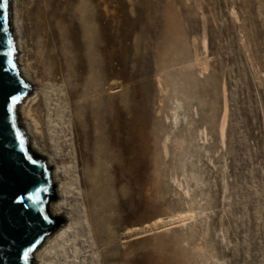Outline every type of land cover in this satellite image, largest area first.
I'll return each mask as SVG.
<instances>
[{
    "label": "rangeland",
    "instance_id": "rangeland-1",
    "mask_svg": "<svg viewBox=\"0 0 264 264\" xmlns=\"http://www.w3.org/2000/svg\"><path fill=\"white\" fill-rule=\"evenodd\" d=\"M78 3L90 12L96 59L101 56L100 26H106L110 56L105 87L117 102L110 110L123 111L129 124L119 134L136 150L124 154L134 158L136 171L116 184V151L103 140L109 159L103 162L106 199L96 241L87 230L73 164L67 165V182L74 184L75 193L71 204L82 208V216L79 221L62 216L64 229L78 225L66 235L70 260L65 263L101 264L106 254L108 264H129L134 251L137 264H264V0ZM196 58L200 61L194 66L187 62ZM174 97L178 112L185 113L176 127L166 120ZM134 119L138 128L133 130ZM68 125L65 138L54 140L66 145V151L58 149L64 158H73ZM202 126L208 134L205 145L196 132ZM195 144L207 148L206 153L203 148L195 152ZM189 208L195 216L187 224L166 225ZM43 254L49 261L54 257Z\"/></svg>",
    "mask_w": 264,
    "mask_h": 264
},
{
    "label": "bare ground",
    "instance_id": "bare-ground-1",
    "mask_svg": "<svg viewBox=\"0 0 264 264\" xmlns=\"http://www.w3.org/2000/svg\"><path fill=\"white\" fill-rule=\"evenodd\" d=\"M78 2L79 0H31L27 6L25 0H11L10 24L15 34L18 70L33 89L32 94L19 106L20 120L30 138V147L44 156L47 165L51 167L52 180L57 183V199L49 203V212L55 216L67 214L66 218L72 216L78 221L81 218L82 208L78 211L71 204L70 197L74 198L75 194L74 184L67 182L70 172L67 165L73 164L78 195L81 196V204L85 208L84 219L88 222L87 230L92 236H96L97 241L102 234L97 221L105 210L103 202L106 199L104 190L107 170L103 162L109 159L102 144L109 140L111 147L116 151L112 163L116 184L126 175L134 176V158H126L124 154L130 155L136 150L119 134L129 127L122 119L123 111L110 110L111 104L117 102L108 97L105 87L110 56L106 53V26H100L101 42L97 44V50L101 56L96 59L92 52L90 12L86 4L81 7ZM203 46L207 48L205 39ZM199 61L198 58L187 60L192 62V66ZM118 65L122 66L120 59ZM114 74L119 76L121 73ZM178 101L177 97L172 99V106L169 108L171 116H166V120H171L172 127H176L178 119L185 115L184 112H178L181 109ZM66 124H69L68 133L71 135L74 159L70 156L64 158L58 149L64 148L66 151V145L60 143L57 146L54 140V137L58 142L65 138ZM224 125L225 122H221L218 126L219 141L222 145ZM130 126L133 130L138 128L136 119L130 122ZM196 132L201 136L202 145L207 144L208 134L203 126L198 127ZM194 141L195 139H191L189 142ZM199 146L195 144L192 148L197 153L203 148L206 153L207 148ZM164 151L167 154L166 144ZM215 153L214 150L213 154ZM188 154L189 151L183 149V155ZM207 160L214 165L213 157ZM184 169L185 165L182 164L181 170ZM194 216L195 211L189 208L185 214L177 216L176 222L166 225H185ZM159 222L160 220H157L153 225L156 226ZM77 226V223L71 224L68 229L60 226L45 238L34 253L35 264H67L65 262L70 260V256L66 249V235L69 230L74 232ZM47 246L48 249L44 250ZM57 249L60 250L59 253ZM44 252L48 256L54 254L53 259H46ZM103 252L106 253V249ZM131 254L126 261L129 264H137V253L132 251ZM110 260L104 254L101 264H108Z\"/></svg>",
    "mask_w": 264,
    "mask_h": 264
},
{
    "label": "water",
    "instance_id": "water-1",
    "mask_svg": "<svg viewBox=\"0 0 264 264\" xmlns=\"http://www.w3.org/2000/svg\"><path fill=\"white\" fill-rule=\"evenodd\" d=\"M10 11L11 0H0V264H35L36 249L65 223V219L49 212V203L56 197L51 167L44 156L30 147V138L20 120L19 106L32 93V85L18 70ZM9 40L15 48L14 68L8 67L5 56ZM10 95L20 96L15 105H10ZM16 133L24 141L22 146L18 144ZM29 157L35 164L29 163ZM34 187L44 189L38 206L29 204L22 208L12 203L15 196ZM29 246L33 250L25 261L22 252Z\"/></svg>",
    "mask_w": 264,
    "mask_h": 264
},
{
    "label": "snow or ice",
    "instance_id": "snow-or-ice-1",
    "mask_svg": "<svg viewBox=\"0 0 264 264\" xmlns=\"http://www.w3.org/2000/svg\"><path fill=\"white\" fill-rule=\"evenodd\" d=\"M8 48L9 50L5 53V56L8 57L7 59V65L9 68H14L15 64L12 59L15 53V48L14 44L11 40L8 41ZM20 99L19 95H10L9 100H10V105H15ZM8 111L11 112L12 108L9 106ZM16 139L18 141L19 146H22L24 141L23 139L20 138V134L16 133ZM29 163L35 164V161H32L31 158H27ZM44 191L43 188L41 187H34L31 191H25L21 193L18 196H15L12 200V203L20 205L22 208L31 204L33 206H38L41 203V193ZM46 219V217H45ZM32 246H29V248L25 249L22 252V258L27 261L29 258V253L32 251Z\"/></svg>",
    "mask_w": 264,
    "mask_h": 264
},
{
    "label": "trees",
    "instance_id": "trees-1",
    "mask_svg": "<svg viewBox=\"0 0 264 264\" xmlns=\"http://www.w3.org/2000/svg\"><path fill=\"white\" fill-rule=\"evenodd\" d=\"M57 198L56 197H53L52 200H56Z\"/></svg>",
    "mask_w": 264,
    "mask_h": 264
}]
</instances>
